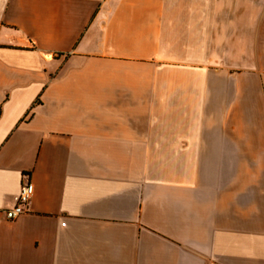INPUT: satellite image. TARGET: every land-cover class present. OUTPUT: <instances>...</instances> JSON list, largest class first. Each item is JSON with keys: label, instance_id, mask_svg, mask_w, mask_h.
<instances>
[{"label": "crops", "instance_id": "crops-1", "mask_svg": "<svg viewBox=\"0 0 264 264\" xmlns=\"http://www.w3.org/2000/svg\"><path fill=\"white\" fill-rule=\"evenodd\" d=\"M0 264H264V0H0Z\"/></svg>", "mask_w": 264, "mask_h": 264}, {"label": "built area", "instance_id": "built-area-1", "mask_svg": "<svg viewBox=\"0 0 264 264\" xmlns=\"http://www.w3.org/2000/svg\"><path fill=\"white\" fill-rule=\"evenodd\" d=\"M33 193V186L26 182L20 188L16 205L5 212L6 219L12 221L26 212L27 205Z\"/></svg>", "mask_w": 264, "mask_h": 264}]
</instances>
